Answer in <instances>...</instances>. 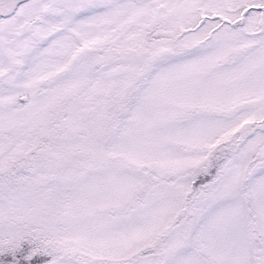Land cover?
Returning <instances> with one entry per match:
<instances>
[{
    "label": "snow or ice",
    "instance_id": "snow-or-ice-1",
    "mask_svg": "<svg viewBox=\"0 0 264 264\" xmlns=\"http://www.w3.org/2000/svg\"><path fill=\"white\" fill-rule=\"evenodd\" d=\"M0 264H264V0H0Z\"/></svg>",
    "mask_w": 264,
    "mask_h": 264
}]
</instances>
